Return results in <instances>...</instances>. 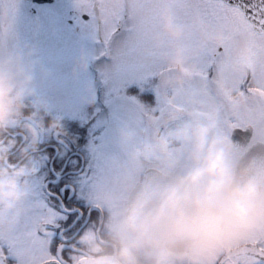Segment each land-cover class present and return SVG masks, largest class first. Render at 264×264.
Here are the masks:
<instances>
[{"label":"clouds","instance_id":"1","mask_svg":"<svg viewBox=\"0 0 264 264\" xmlns=\"http://www.w3.org/2000/svg\"><path fill=\"white\" fill-rule=\"evenodd\" d=\"M161 34L170 46L156 78L161 100L142 109V126L119 132L129 164L146 170L119 204L101 201V217L77 237L68 264H216L219 257L264 241V151L242 161L231 156L228 132L215 122L175 107L193 79L194 59L207 43L221 45L205 26L189 49L186 30L167 8ZM12 32L7 27L5 41ZM34 49H0V217L12 227L30 195L33 156L45 128L63 131L33 97ZM76 66L86 67L81 54ZM15 130V131H14ZM22 135L18 142L15 132ZM182 161V162H181Z\"/></svg>","mask_w":264,"mask_h":264},{"label":"snow or ice","instance_id":"2","mask_svg":"<svg viewBox=\"0 0 264 264\" xmlns=\"http://www.w3.org/2000/svg\"><path fill=\"white\" fill-rule=\"evenodd\" d=\"M91 20L88 26L98 34L106 49L115 33L124 30L116 50L114 67L106 80L119 92L127 84L156 77L163 70L161 56L170 42L160 31L161 11L167 8L176 23L186 30L185 43L191 49L198 29L205 26L221 45L207 43L194 59L193 79L179 90L175 107L212 119L217 131L230 134L264 135V0H75ZM15 0H0V49L7 27L15 15ZM160 111L167 109L156 86ZM128 167L125 152L111 158L99 178V199L112 179ZM31 193V190H30ZM16 223L5 229L0 217V264H68L76 251L59 244L50 248L52 232L47 226L57 222L60 213L43 201L29 198ZM216 264H264V241L219 257Z\"/></svg>","mask_w":264,"mask_h":264},{"label":"rangeland","instance_id":"3","mask_svg":"<svg viewBox=\"0 0 264 264\" xmlns=\"http://www.w3.org/2000/svg\"><path fill=\"white\" fill-rule=\"evenodd\" d=\"M15 2L12 32L3 47L25 52L34 49L30 58L36 61L33 65V95L44 97L46 107L69 114H76L87 104L84 111L86 118L101 106H106L101 124L108 127V140L122 150L120 130L142 126L141 110L153 107L138 102L131 91L133 87L139 88L137 94L140 95L141 82H132L115 92L106 80L114 67V56L124 38V30L114 34L106 49L103 40L98 34L94 37L88 26L91 17L79 10L75 0H54L37 8L26 0ZM84 14L88 16L87 20ZM81 54L86 57L83 69L76 66ZM146 82L147 93H152L157 102L156 78ZM258 140L264 141V135L253 134L251 142ZM234 153L239 156L232 147L233 159Z\"/></svg>","mask_w":264,"mask_h":264},{"label":"flooded vegetation","instance_id":"4","mask_svg":"<svg viewBox=\"0 0 264 264\" xmlns=\"http://www.w3.org/2000/svg\"><path fill=\"white\" fill-rule=\"evenodd\" d=\"M38 99L46 110L45 120L55 118V110L43 103L45 98ZM75 115L80 120L84 118L82 114ZM60 123L62 132L45 128L39 134L32 161L35 173L30 178V198L46 202L60 213L56 224L47 226L52 232L50 248L55 252L63 243L67 254L77 237L99 222L101 211L96 207L99 178L107 171L111 158L122 154V150L108 140L109 131L105 125L90 129L82 127V123L81 127ZM15 135L18 142L22 141L20 132L16 131ZM237 159L234 153V160ZM145 171L128 163V167L112 179L98 203L107 201L116 205L124 201L130 194L129 186L138 182Z\"/></svg>","mask_w":264,"mask_h":264},{"label":"trees","instance_id":"5","mask_svg":"<svg viewBox=\"0 0 264 264\" xmlns=\"http://www.w3.org/2000/svg\"><path fill=\"white\" fill-rule=\"evenodd\" d=\"M140 87L142 88V93L140 95L137 94V91H139V88L133 87L131 89V91L136 96L137 101L144 103V105H146V106H148V105L154 106L157 102L154 101L153 95H150L149 93H147V91H148L147 85L141 84ZM145 89H146V91H145ZM132 92H130L129 94L132 95ZM86 107H87V104H85L83 106L82 111H85ZM145 108H143V109H145ZM105 110H106V106H101V108L99 110H97L96 112H94L92 114V116L87 117L82 121L73 115H67L66 113H64V111H60V110L56 109L55 110V112H56L55 118H58L61 122L66 123L71 127L72 126L79 127L80 126L79 124L82 123L83 125H81V126L84 128H90V129L94 128L95 129V128L101 127L102 114H104ZM82 111H80V112H82Z\"/></svg>","mask_w":264,"mask_h":264},{"label":"water","instance_id":"6","mask_svg":"<svg viewBox=\"0 0 264 264\" xmlns=\"http://www.w3.org/2000/svg\"><path fill=\"white\" fill-rule=\"evenodd\" d=\"M34 3L37 4H43V3H51L53 0H31ZM85 19L88 18L87 15H83ZM253 134L249 133L248 135L242 134V133H236V134H230L231 140L233 141V148L241 153L240 157L238 158V161H242L246 159L248 156L264 151V142L262 141H255L254 143H251ZM145 174V173H144Z\"/></svg>","mask_w":264,"mask_h":264}]
</instances>
